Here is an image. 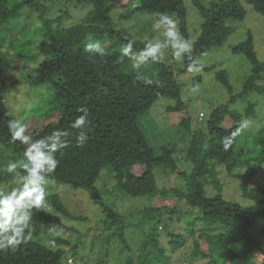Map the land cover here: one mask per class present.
Returning a JSON list of instances; mask_svg holds the SVG:
<instances>
[{
	"label": "trees",
	"instance_id": "trees-1",
	"mask_svg": "<svg viewBox=\"0 0 264 264\" xmlns=\"http://www.w3.org/2000/svg\"><path fill=\"white\" fill-rule=\"evenodd\" d=\"M76 1L90 6V10L83 18L84 21L64 27L65 16L50 18L46 15L48 10L45 3L39 0H0V46L8 33L18 25L21 12L26 6L39 13L43 23L32 29L25 28L24 35H31L32 38L38 36V40H33L32 43L36 44L35 51L44 53V58L34 71L27 72L28 77L25 79L29 89L46 86L64 100V107L57 116L46 118L41 127H31L26 134L36 139L48 135L54 129H68L70 122L82 114L79 111L82 107L89 112V123L83 129L88 133L89 140L83 147L78 146L76 137L79 130L70 129L69 146L56 154L59 164L50 178L74 187L87 188L106 214L107 229L122 222L123 218L121 210L115 206V200L110 203L104 199L97 185L105 168L108 167V173L102 176V182L106 187L114 185L113 188L128 195L150 196L153 199L150 207L139 212L143 218H149L150 227L144 231V238L141 240L143 251L138 260L129 264H170L168 244L161 241V236L165 232L170 234L169 243L174 250L181 244L184 235L176 233L174 229L169 230L170 227L163 218H169L166 215L172 214L169 219L180 223L182 215L190 212H196L194 218L201 223V237L197 241L198 249L195 254L200 252V244L204 243L207 245V252L217 256L215 261L207 264H264V240L254 234L264 218V183L252 188L245 182L241 184L243 195L251 201L250 204L227 200L221 192L209 196L206 189L209 175L216 174V166L224 167L229 174L244 179L245 175L236 174L241 166L248 165L253 173L264 166V130L252 140L255 149L252 158H245L244 150L252 148V144L250 147L247 142L242 145L241 135L228 151H224L221 146L223 137L229 135L243 119L242 112L231 107L239 94H233L228 103L213 108L206 116L203 111L200 112L203 115L198 120V126L194 127L188 111H185L186 104L181 99V84L172 66L162 62L148 64L147 66L154 64L157 70L143 74L153 81L146 84L136 79L137 71L131 67L130 60L125 58L123 62L117 61L120 46L128 40L135 41L133 51L144 47L143 41L126 29L116 28L114 25L111 11L120 0ZM134 2V13L147 12L157 17L159 13H166L171 16L177 22L181 34L189 40L185 0ZM193 2L203 18L201 34L194 44L193 53L209 44L223 45L232 31L228 22L243 20L246 16L241 0H213L208 5L202 0ZM246 2L264 15V0ZM127 15L131 16V12ZM55 22H58L56 26ZM106 37L113 39L112 44L104 45ZM95 40H99L105 47L106 55L89 59V54L83 50L84 45ZM233 50L245 53L254 65L240 95L250 91L264 92V84L260 83L264 79V63H260L256 56L252 35L235 45ZM215 66L203 64L202 68L211 71ZM186 69L187 67L180 71L185 72ZM216 74L233 93L227 73L220 69ZM196 80H200V77L197 76ZM165 96L177 98V103L169 106L168 110L183 115L176 124L184 128L181 138L188 141L187 147L184 145L185 156L184 152L168 145L156 151L139 125V116L149 110L156 100ZM246 110L247 115L255 113L253 105H249ZM0 113L4 119L0 122V145L16 149L22 157L25 146L19 142H10L8 121L13 118L5 112ZM183 159L188 161L189 169L181 170ZM177 171H180L186 190L175 186L160 188L157 174ZM10 179L11 174H0V185ZM159 195L168 197L167 204L157 203ZM183 201L189 206L187 212L179 206ZM55 211L63 216L74 217L60 198L51 197L48 211L41 210L39 221L61 223L62 218ZM174 214L177 216L174 217ZM162 223L159 228L158 225ZM198 223L191 226L188 222V227L185 226L183 230L193 233ZM113 234L120 236L127 246L124 225ZM51 240L56 244H70L69 240L58 235ZM71 249L72 255L78 254L77 242ZM66 252V248L54 249L30 239L15 251H0V264H68Z\"/></svg>",
	"mask_w": 264,
	"mask_h": 264
},
{
	"label": "rangeland",
	"instance_id": "rangeland-1",
	"mask_svg": "<svg viewBox=\"0 0 264 264\" xmlns=\"http://www.w3.org/2000/svg\"><path fill=\"white\" fill-rule=\"evenodd\" d=\"M45 3L47 7V16L57 17L64 15L63 26H72L84 21L83 18L90 10V6L78 3L76 0H39ZM213 0H202L208 5ZM246 9V16L243 20H230L228 24L232 31L228 35L223 45L209 44L204 48L192 53L193 59L199 64L206 66L216 65L214 70L207 71L202 68L200 72L180 71L185 69L190 63L187 55L181 60L176 61L171 55V49H165L163 59L159 62L170 65L177 73V78L181 84V99L186 104L185 111L191 118L193 126H198L200 112L205 116L213 108L228 103L230 97L235 94L239 96L231 107L242 112L243 119L247 118L252 121L251 126L241 135L240 142L252 144V148L244 150L245 158H252L255 154L252 140L256 134L264 130V92L250 91L240 95L244 91V83L253 70V63L243 52H235L233 47L248 39L250 34L253 37L256 56L260 63H264V15L257 12L253 6L241 0ZM188 10V28L190 33L189 40L194 47L195 42L201 34L203 18L194 4L193 0H185ZM135 6L134 0H120V3L112 8L111 16L114 19L116 28L126 29L136 38L145 41L149 39H163L158 32L153 31L152 24L158 17L147 12H132ZM131 12V16H128ZM37 11L26 6L22 12L18 25L11 30L2 45L0 46V112H5L11 118H19L31 127H41L46 118L55 117L64 107V100L56 93L52 92L46 86H36L29 89L26 77L27 72L34 71L38 64L44 58L43 52L35 51L36 44L33 40H38V36L24 35L26 29H32L36 25L42 24ZM58 22H55L56 26ZM26 28V29H25ZM31 40V42H29ZM104 45H110L113 39L106 37ZM36 52V53H33ZM134 69V68H133ZM224 70L229 76L233 86V93L217 77V70ZM154 64L147 66L146 69H140L143 74H150L156 71ZM135 71H137L135 69ZM199 76L200 80H196ZM264 84V79L260 80ZM7 85V86H5ZM177 98L165 96L156 100L153 105L144 114L139 116V125L144 131L149 144L156 150L160 151L161 147L168 145L175 150L184 151V145L188 144L185 138H181L184 131L179 126L177 120L183 115L177 111H169L168 107L175 105ZM249 105L254 106V114L247 115ZM0 113V122L3 121ZM247 149V148H246ZM182 155H180L181 157ZM23 159L19 152L5 145H0V168L9 160ZM182 168L189 169L188 161L185 159L181 162ZM163 172V171H162ZM157 174L158 185L175 186L186 190L185 183L181 180L179 172ZM216 174L209 175L206 184L207 195L214 196L221 192L227 200L250 204L251 201L243 195L241 184L243 182L252 188L258 184L264 183V166L253 173L248 165H243L237 169L236 174L245 175V179L229 174L224 167L216 166ZM108 173V167L102 171L97 185L100 188L101 195L108 202L115 200L117 208L121 210L122 222L116 223L110 228H106V214L102 206L92 197L91 192L84 187H74L65 182L50 178V183L46 186L49 195L47 196V205L51 197H58L69 209L74 217L63 216L59 211H55L61 218V223H42L39 221L41 210H33L31 224L33 230L31 239L38 241L51 248H66L68 258L74 259V264H129L136 262L139 254L143 251L141 240L144 238V231L149 229V218H143L139 213L143 208L150 207L153 199L150 196H131L123 191L113 188L112 185L107 187L102 182V176ZM3 174V173H0ZM12 179L0 185V188L11 190L13 187ZM115 197V198H113ZM113 198V199H111ZM168 197L158 196L157 203L167 204ZM169 202V201H168ZM180 202V201H178ZM171 204V203H170ZM182 210L189 209V206L183 201L179 203ZM52 211H54L52 209ZM138 212V213H137ZM172 217V214L166 215ZM174 217L177 215L174 214ZM196 212H190L182 215L183 220L180 223L172 221L169 218H163V221L174 229L176 233L184 235L181 244L174 250L169 243L170 234L165 232L161 236V241L168 244L170 255V264H207L217 259L216 255L207 252V245L201 243L200 252L197 251V241L200 239L201 223L194 218ZM82 217V218H79ZM168 219V220H165ZM198 223L195 232L183 230ZM125 226L127 246L120 236L114 235L119 227ZM163 225L159 224L161 228ZM167 226V227H168ZM62 236L70 241L69 245L53 243V236ZM260 240H264V218L259 222L254 232ZM77 242L79 252L72 255V245ZM205 250V252H203ZM67 258V261H68ZM105 261V262H104Z\"/></svg>",
	"mask_w": 264,
	"mask_h": 264
},
{
	"label": "clouds",
	"instance_id": "clouds-1",
	"mask_svg": "<svg viewBox=\"0 0 264 264\" xmlns=\"http://www.w3.org/2000/svg\"><path fill=\"white\" fill-rule=\"evenodd\" d=\"M152 29L163 39L153 40L145 37L144 47L139 51H133L134 40H128L120 46L117 61L123 62L125 58L130 60L131 67L137 70V80L146 84L153 83L140 69L161 61L165 49H171V55L176 61H181L187 55L190 61L187 65L188 72L198 73L202 70V65L193 59L192 42L181 34L177 22L171 16L159 13ZM83 50L89 54V59L106 55V49L99 40L86 43ZM79 111L82 114L70 122L68 129H54L48 135L36 139L26 134L28 125L23 120L15 118L8 121L10 142H19L25 148L23 159L9 160L0 168V173L11 174L13 185L11 190L0 188V251H15L21 244L27 243L33 230V210L48 211L46 201L49 193L46 186L59 164L56 154L69 146L70 129L79 130L76 137L78 146L83 147L89 140L88 133L83 130L89 123L88 109L82 107ZM251 124L252 121L247 118L240 120L235 129L223 137V150L228 151L236 138Z\"/></svg>",
	"mask_w": 264,
	"mask_h": 264
},
{
	"label": "built area",
	"instance_id": "built-area-1",
	"mask_svg": "<svg viewBox=\"0 0 264 264\" xmlns=\"http://www.w3.org/2000/svg\"><path fill=\"white\" fill-rule=\"evenodd\" d=\"M203 115V113H201ZM68 264H74V259L72 257L68 258Z\"/></svg>",
	"mask_w": 264,
	"mask_h": 264
}]
</instances>
